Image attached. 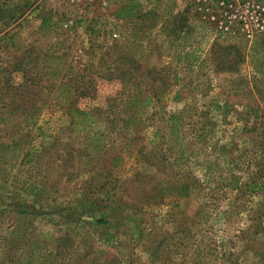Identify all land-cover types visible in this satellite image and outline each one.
<instances>
[{"label": "rangeland", "instance_id": "rangeland-1", "mask_svg": "<svg viewBox=\"0 0 264 264\" xmlns=\"http://www.w3.org/2000/svg\"><path fill=\"white\" fill-rule=\"evenodd\" d=\"M100 1L0 0V264H264V0ZM67 86L99 119L70 129ZM131 93L154 96L124 131Z\"/></svg>", "mask_w": 264, "mask_h": 264}, {"label": "trees", "instance_id": "trees-1", "mask_svg": "<svg viewBox=\"0 0 264 264\" xmlns=\"http://www.w3.org/2000/svg\"><path fill=\"white\" fill-rule=\"evenodd\" d=\"M138 1L135 0H123L121 2V5L118 7V9H116L113 12V16L115 19L117 20H121L124 23H129L128 20L131 17L137 16V12L140 10V4L137 3ZM225 3V2H224ZM172 32H176L177 29L176 28H171L169 29ZM167 32H169L167 30ZM238 57L240 58V55L238 54ZM131 64H133L132 61L128 60ZM45 64V63H44ZM139 81L136 83V88L139 87H146L145 84H138ZM61 99V104L65 106V110H64V114L66 117H68L69 121H68V125L70 127L71 130H78L79 128H81L82 125H84L86 122H92L91 120V115L92 112H87V111H82L78 108H76L74 106L75 100L73 99V93H72V88H70L69 86H67V88H64L63 91H61V93L58 95ZM154 95H152L153 97ZM128 98H126V101L124 103H122L123 105L120 106L121 109L124 110V112H126L124 119L122 121L123 124V129L124 131H126V129H128L131 126H134L133 128H135L136 125H138V123H140V119L138 118V113H141L140 110L137 111H133V104H137L138 106H140L141 104L144 105V107H147V105L151 102V95L149 93H145L142 96V93H137V94H129L127 96ZM119 98H121L119 96ZM109 101L112 100V102L116 101V98L113 99H109ZM121 100H119L120 102ZM66 103V105H65ZM126 105V106H125ZM109 110V109H108ZM108 110L103 111L101 113V111H95L96 113L100 112V116L102 115L103 120H107L108 118H110V115L108 113ZM93 116V115H92ZM94 118L99 119L96 116H93ZM181 115L180 114H172V113H167L164 117V130L162 133V137H161V141L162 144L164 146H166L169 142H173V143H179L183 140V136L179 135L181 134V131L183 132V127L180 125L181 123ZM91 125V124H90ZM80 130V129H79ZM181 130V131H180ZM197 136V135H196ZM152 142V141H151ZM150 142V145L145 146V145H141V147L139 148L138 151H140V149L143 148V150L148 148V152L149 154L151 153V149H153L152 143ZM20 142L18 141H14L12 143H10L9 145L6 144H0V151L2 150H6V149H10V150H17V147H19ZM123 149L125 151L126 148L128 147V139H125L123 141ZM181 148H178V151H180ZM120 161V159H117L116 156L112 157L111 159V167L109 169H113V167H115L117 165V162ZM2 161H0V175L3 172V169L1 167L2 165ZM149 181H151L149 179ZM161 183L165 184L164 186L161 185ZM260 186H262V189L264 190V182L260 183ZM258 185V183H256L255 181H253L252 183L248 184L246 186V188L249 189H255L260 187ZM103 187V186H102ZM165 187V189H163ZM169 185L167 183V181H165L164 179L161 180H157L155 186L153 187L154 192L156 193L155 195L160 194H166L167 190H169ZM188 191V186H180L178 187V194L182 197H186ZM253 191V190H252ZM100 210H102L103 208L99 207ZM100 219H96L95 222L97 224H99ZM153 259H155V257L153 256Z\"/></svg>", "mask_w": 264, "mask_h": 264}, {"label": "built area", "instance_id": "built-area-1", "mask_svg": "<svg viewBox=\"0 0 264 264\" xmlns=\"http://www.w3.org/2000/svg\"><path fill=\"white\" fill-rule=\"evenodd\" d=\"M55 1L58 4H61V5L67 6V7H75V8L82 7L84 5H87L89 2H91V0H55ZM115 1H118V0H115ZM120 1H123V0H120ZM205 1L206 0H196V2L199 5L198 6L199 9L207 11L208 10V4L203 3ZM225 4L226 3H224V1H222V0H216L214 2L215 8L218 9L219 11L221 9L224 10V13H225V10L228 9L227 7L229 6V5H225ZM100 7H102V8L106 7V2L104 0L100 1ZM255 8L259 11V8L257 6ZM262 23H263V20L261 18L259 19L258 22H255V26H256L257 30L262 29V27H263ZM72 24H73V22L71 20H66L64 23H62V27L64 29H68L72 26ZM224 30H226V28H224ZM249 36H250V34L247 33L246 37H249ZM113 37H115L114 34H112V38Z\"/></svg>", "mask_w": 264, "mask_h": 264}]
</instances>
